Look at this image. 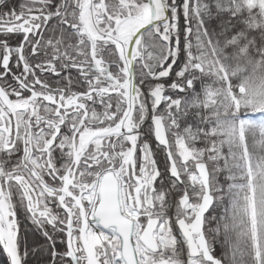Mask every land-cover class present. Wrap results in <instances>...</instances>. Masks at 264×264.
I'll return each mask as SVG.
<instances>
[{"label": "snow or ice", "instance_id": "snow-or-ice-1", "mask_svg": "<svg viewBox=\"0 0 264 264\" xmlns=\"http://www.w3.org/2000/svg\"><path fill=\"white\" fill-rule=\"evenodd\" d=\"M0 264H264V0H0Z\"/></svg>", "mask_w": 264, "mask_h": 264}, {"label": "flooded vegetation", "instance_id": "flooded-vegetation-1", "mask_svg": "<svg viewBox=\"0 0 264 264\" xmlns=\"http://www.w3.org/2000/svg\"><path fill=\"white\" fill-rule=\"evenodd\" d=\"M17 2H18V0H17ZM161 159H162V157H161Z\"/></svg>", "mask_w": 264, "mask_h": 264}]
</instances>
